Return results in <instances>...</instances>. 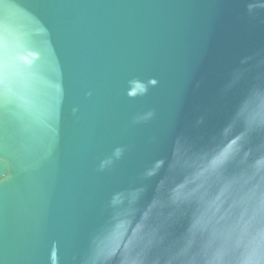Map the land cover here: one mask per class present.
Segmentation results:
<instances>
[{
    "label": "water",
    "instance_id": "water-1",
    "mask_svg": "<svg viewBox=\"0 0 264 264\" xmlns=\"http://www.w3.org/2000/svg\"><path fill=\"white\" fill-rule=\"evenodd\" d=\"M0 264H264V0H0Z\"/></svg>",
    "mask_w": 264,
    "mask_h": 264
},
{
    "label": "clouds",
    "instance_id": "clouds-1",
    "mask_svg": "<svg viewBox=\"0 0 264 264\" xmlns=\"http://www.w3.org/2000/svg\"><path fill=\"white\" fill-rule=\"evenodd\" d=\"M152 83H155L154 81Z\"/></svg>",
    "mask_w": 264,
    "mask_h": 264
}]
</instances>
